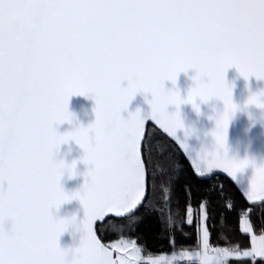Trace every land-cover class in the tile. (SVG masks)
Wrapping results in <instances>:
<instances>
[{
  "label": "snow or ice",
  "instance_id": "obj_1",
  "mask_svg": "<svg viewBox=\"0 0 264 264\" xmlns=\"http://www.w3.org/2000/svg\"><path fill=\"white\" fill-rule=\"evenodd\" d=\"M231 68L245 81L264 80V0H0V264H264V231L254 234L252 207L239 213V230L250 236L245 248L213 242L214 232L228 239L223 215L217 227L208 223L215 209L235 207L231 198L224 202L222 188L214 197L210 186L184 183L180 210L182 167L158 131L187 153L176 136L184 128L180 106L191 104L199 114L197 101H222L210 133L214 150L189 157L193 175L208 181L221 172L237 181L251 167L240 194L264 205V164L227 154L229 123L241 110L225 79ZM190 69L186 98L165 89ZM138 93L151 95V112L122 117ZM72 96L95 101V121L60 134V125L75 120ZM249 105L264 108V93L250 95ZM149 121L154 126L146 127ZM69 141L89 166L82 189L71 195L61 179L76 175L77 161L55 159ZM72 199L84 219L76 226L79 246L66 250L59 239L75 218L58 219L52 210ZM148 218L173 247L176 233L189 235L185 224L195 222L198 250L145 257L137 230ZM98 229L120 238L104 243Z\"/></svg>",
  "mask_w": 264,
  "mask_h": 264
},
{
  "label": "water",
  "instance_id": "obj_2",
  "mask_svg": "<svg viewBox=\"0 0 264 264\" xmlns=\"http://www.w3.org/2000/svg\"><path fill=\"white\" fill-rule=\"evenodd\" d=\"M194 76L195 72L191 69L187 73H180L175 88L170 81H166L165 89L176 90L178 88L181 97L186 98L188 91L193 86L192 77ZM225 79L232 87L233 102L242 109L234 114L229 123L226 141L227 154L229 158L239 160L245 158L252 159L258 166L264 164V114H262L264 110L257 109L252 105H249L247 108L244 107L251 94L264 91V80H257L255 77H251L248 81H245L236 68L229 69L225 75ZM151 99L150 94L138 93L129 104L128 110L121 113L122 117L127 118L129 113H136L137 110H139L141 116H147L151 112L149 103ZM197 103L200 108L199 114L191 104H182L180 106V119L183 122L184 128L178 129L176 134L178 140L186 143L188 146L187 153L182 149L179 150L191 169L189 157L195 158L198 154L202 155L204 151L210 152L214 150L215 142L210 133L215 127V117L223 111V103L218 100H210L206 104H201L199 101ZM94 107L95 101L90 96H72L69 101V111L74 114L75 120L72 124L64 123L60 125L58 132L64 134L72 131L76 126L87 127L93 123L95 121ZM168 111L172 113L177 111V109L175 106H169ZM209 117H212V119H209ZM150 126H154L151 121L146 124V127ZM156 127L158 129V126ZM187 130H192V134L185 138V131ZM159 131L162 133V130ZM163 135L166 136V134ZM168 139L171 140V138ZM173 142L176 145V141L173 140ZM176 146L178 147V145ZM83 155V150L74 141L62 144L55 155L57 161L63 160L66 164L77 161L76 175L70 179L69 175L65 173L61 179V187L70 195L80 191L85 181V173L89 166L80 162ZM252 174L253 169L251 167L246 168L243 173L238 174V183L237 181H232L231 178L221 172H215L213 176H221L228 179L239 191L247 185ZM52 211L58 219L71 220L74 217L76 222L74 226H71L60 237V247L66 250L78 247L82 233L76 231V226L84 219V209L80 201L72 199L70 202L61 205L58 210L53 209Z\"/></svg>",
  "mask_w": 264,
  "mask_h": 264
},
{
  "label": "trees",
  "instance_id": "obj_3",
  "mask_svg": "<svg viewBox=\"0 0 264 264\" xmlns=\"http://www.w3.org/2000/svg\"><path fill=\"white\" fill-rule=\"evenodd\" d=\"M161 138L165 139L170 144L169 151L172 152L173 158L176 159L182 167L181 180L177 183L175 192V195L179 198L180 210L183 212L186 208L184 201L185 189L182 187L184 183L203 184L210 186L214 189V197L215 194L218 193L222 188L225 194L224 202L226 203L227 200L231 198L234 201L235 207L233 210L223 212L220 208L215 209V218H210L208 223L211 227H217L219 217L223 215L228 239L217 240L216 233L214 232L213 242L216 243L217 246H239L242 248L250 247V236L241 233L239 230V213L243 208H253V211L250 216L254 226V232L255 234L259 235L262 233V231H264V205H261L259 203L255 205L248 204V202L243 198L237 188L228 179L224 177L216 176L208 181L197 180L196 177L193 175V171L190 165L183 157L181 151L175 145V143L168 139L166 136H164L162 133ZM198 199L199 195H196L191 200V204L195 213L198 212V209L196 207ZM196 227L197 225L195 222L192 226H187L185 224L184 231H186L189 235L184 236L179 232L176 233L175 247L170 246L168 238L162 235V226L156 221L155 218L146 219L137 230V235L142 237L139 243L144 246V251L146 254H167L177 249H196ZM97 234L104 243H110L120 238L118 234H110V231H105L104 229H98ZM232 264H249V262L245 259L243 261H233Z\"/></svg>",
  "mask_w": 264,
  "mask_h": 264
},
{
  "label": "rangeland",
  "instance_id": "obj_4",
  "mask_svg": "<svg viewBox=\"0 0 264 264\" xmlns=\"http://www.w3.org/2000/svg\"><path fill=\"white\" fill-rule=\"evenodd\" d=\"M194 214H195V211H194ZM243 234H244V233H243ZM254 234H255V232H254ZM245 235H248V234H245ZM179 250H182V249H177V250H173V251H179ZM183 250H188V251H190V252H195V251H197L198 249L196 248V249H183ZM167 254H171V252H170V253H167ZM144 255H145V257H147V256L152 255V254H146L145 251H144ZM152 256H155V255L153 254Z\"/></svg>",
  "mask_w": 264,
  "mask_h": 264
},
{
  "label": "clouds",
  "instance_id": "obj_5",
  "mask_svg": "<svg viewBox=\"0 0 264 264\" xmlns=\"http://www.w3.org/2000/svg\"><path fill=\"white\" fill-rule=\"evenodd\" d=\"M262 93H264V91H261L260 93H257V95H260V94H262ZM251 95H253V94H251ZM248 100V99H247ZM222 102V101H221ZM247 102V101H246ZM223 103V102H222ZM234 103V102H233ZM234 104H236V103H234ZM237 105V104H236ZM237 107L239 108V109H241L240 108V106L239 105H237ZM257 109H261V110H264V108H257ZM242 110V109H241ZM262 114H264V111H262ZM70 202V201H69ZM74 218V217H73ZM72 218V219H73ZM165 225L167 226V220H165ZM77 231V230H76Z\"/></svg>",
  "mask_w": 264,
  "mask_h": 264
}]
</instances>
